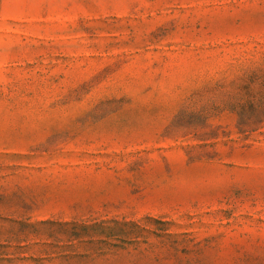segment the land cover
Masks as SVG:
<instances>
[{
  "label": "rangeland",
  "instance_id": "1",
  "mask_svg": "<svg viewBox=\"0 0 264 264\" xmlns=\"http://www.w3.org/2000/svg\"><path fill=\"white\" fill-rule=\"evenodd\" d=\"M0 264H264V0H0Z\"/></svg>",
  "mask_w": 264,
  "mask_h": 264
}]
</instances>
